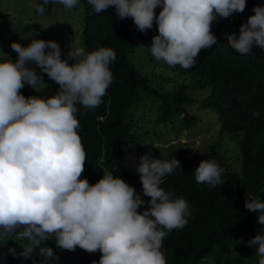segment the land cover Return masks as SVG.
<instances>
[{"label": "clouds", "instance_id": "obj_1", "mask_svg": "<svg viewBox=\"0 0 264 264\" xmlns=\"http://www.w3.org/2000/svg\"><path fill=\"white\" fill-rule=\"evenodd\" d=\"M49 3L71 10L79 0H43L38 11ZM96 14L114 7L120 20L131 18L140 32L154 24L158 35L151 41L150 53L165 65L163 79L184 84L194 77L199 64L209 67L219 78L218 92L227 100L245 103L239 109L242 122L253 132L242 133L249 153L264 146V3L257 0H87ZM159 15L156 14V9ZM42 16H45L42 15ZM18 59L0 62V264H167L162 244L166 235L187 224L189 204L179 195L166 192L161 184L174 170L190 163L193 154L220 147L238 139L225 132L213 105L202 101L185 105L178 120L179 131L161 123L169 141L152 147L162 154H135L122 157L114 171L138 164L142 191L135 190L122 177L104 172L91 184L81 179L86 151L78 133V105L95 109L113 82L110 64L116 60L111 48L86 52L71 47L62 58L54 40L31 39L27 46L11 44ZM238 59L243 60V76H233ZM69 61H72L70 63ZM35 64L40 69L30 67ZM59 85L55 95L45 90L43 78ZM187 81V82H188ZM221 88V89H220ZM158 95L174 111L182 101L174 99L163 83ZM209 109L216 113L204 115ZM208 117V119L206 118ZM218 127V138L209 130ZM199 128L206 130L202 132ZM185 137L186 141H182ZM204 137L211 138L205 145ZM161 142V144L159 143ZM175 142V143H172ZM187 148L189 155L167 160L171 146ZM205 156L195 170V180L216 189L220 202L231 203L250 185L248 176H222L220 161ZM196 160V159H195ZM181 161V162H180ZM233 170L245 172L244 159L231 160ZM264 176V161L259 167ZM254 190L256 191L255 187ZM243 195L235 205L237 217L259 213L264 225V200ZM150 197L142 213L138 211ZM178 197V198H176ZM227 233V226H225ZM218 233H220L218 227ZM240 240V238H239ZM258 256L251 264H264V234L247 241Z\"/></svg>", "mask_w": 264, "mask_h": 264}, {"label": "trees", "instance_id": "obj_2", "mask_svg": "<svg viewBox=\"0 0 264 264\" xmlns=\"http://www.w3.org/2000/svg\"><path fill=\"white\" fill-rule=\"evenodd\" d=\"M30 1L34 4V0ZM257 1L264 3V0ZM42 2L43 0H37L35 6L25 3L15 17L5 14L1 9L4 4L1 3L0 62L11 58L18 59L11 44L21 43L18 39L29 35V32L30 38H23L26 44H30L31 39L38 37L62 41L65 30L74 31L75 40L80 42V45L75 47H83L86 52L107 47L116 53V60L110 64L113 82L107 90V95L103 97V102L97 108L87 110L78 105L80 108L77 113L80 123L78 133L86 151L85 170L81 179L87 178L91 184H95L103 177L104 172L110 171L114 176L122 177L135 190L142 191L137 171L138 164L131 163L126 178L125 170L118 169L113 172L120 159L135 154L144 156H149V153L162 154L164 148L160 147L156 152H152L155 136L158 141H169L164 131L154 133L161 123L167 128L179 131L177 119L185 111L186 104L202 101L204 108L213 105L223 126V129L220 128V138L223 139L227 132L234 135L238 143L232 141L231 144H227L224 141V146L220 147L217 142L203 154H193L190 163H186L184 168L180 161V168L164 178L161 187L172 196L175 193L179 195L178 197L186 199L189 204V215L183 228L174 229L166 235L161 250L167 264H251L256 261L258 256L255 254V248L249 247L247 241L258 233L264 234V225L258 223L259 213L251 212L250 216L247 214L237 217L234 209L235 205L241 204L243 195L249 193H253L251 198L264 200V176L261 177L259 174V167L264 161V146L261 145L256 151L249 153L245 150V141L240 139L242 133L247 135L253 132L242 122L243 115H239V109L245 103L241 100L225 99L224 93L218 92L215 87L217 83L221 84L219 78L209 67L204 68L202 64H199L191 80L188 81L187 75H182L184 84L181 87H175L174 83L163 79L165 63L157 62L151 56L149 48L153 37L158 35V26L154 24L146 33L140 32L131 18L120 20L114 7L96 14L87 0H79L74 9L66 12L62 8V17L57 23L60 25L58 32L54 28L50 33H45L43 30L30 29L27 24H20L23 15L28 14L27 17L36 22V16L51 14L57 6L64 7L49 3L41 13L38 8ZM156 14L159 15L158 8ZM14 22H18L21 29H18ZM52 26L54 23L50 27ZM7 33L13 35L12 41L5 36ZM61 51L62 58H67L68 53L62 48ZM243 67V60L238 59L233 76H243ZM163 83L169 86L174 99L182 101L175 111L173 102L168 105L167 101L158 95L159 87ZM43 84L50 96L59 90V85L51 81L46 74ZM178 147L179 145L171 146L168 151L170 158L165 161L190 154L189 149L183 148L178 151ZM205 156L212 157L208 160L215 161L217 158L220 161L219 165L225 169L222 176L245 175L252 180L249 187L237 195L233 205L220 202L213 187L196 182L195 170L200 162L205 160ZM234 159H244L248 169L245 172L234 171L231 165V160ZM141 198L146 202L138 210L142 213L150 207L148 204L150 197ZM218 227L220 233L217 232Z\"/></svg>", "mask_w": 264, "mask_h": 264}, {"label": "rangeland", "instance_id": "obj_3", "mask_svg": "<svg viewBox=\"0 0 264 264\" xmlns=\"http://www.w3.org/2000/svg\"><path fill=\"white\" fill-rule=\"evenodd\" d=\"M36 1L37 0H34V4L30 1V0H0V6H1V3H3L4 5L1 6V9L3 10V12L5 14H10L12 17H15L16 16V13L18 14V11H19V8H22L24 7V4H32L33 6L36 5ZM30 6V5H29ZM32 7V6H30ZM61 8V9H60ZM64 7H56L54 10H53V13L51 14H48V15H45V16H42V15H38L36 16L37 18V21H33L30 17H27L25 15H23V18L20 20V24H27L29 26L30 29H35V30H43L45 33H50L51 30H54L56 32H58V28L60 27L59 24V19L62 17V11ZM65 9V8H64ZM1 11V10H0ZM65 11L67 12L68 10L65 9ZM1 13V12H0ZM15 23V26L18 28V29H21V25L18 23V22H14ZM54 23V26L50 27L51 24ZM5 36H7L11 41L12 39H14L13 35L10 34V33H7ZM26 39H29L30 38V32H29V35H24V37H21L19 40H21V44L25 45L26 44V40L24 41L23 38ZM39 39L41 37H38ZM8 40V42H11ZM54 41H56L60 48H62L66 53H69L71 51V47L74 48L75 45L76 46H79L80 45V42L76 41L75 38H74V31H65L64 30V34H63V40H57V39H54ZM28 44H26L27 46ZM9 51V49H8ZM30 67H33V68H36V71L37 73H40V69L38 67H36V65L33 63V64H30ZM204 115H214L216 118V113H214L213 111L209 110V109H206V110H203L202 111V115H201V118H203ZM208 119V117H206ZM215 127V126H214ZM200 131L202 132H205L206 133V130L203 129V128H199ZM158 131L160 130H156L154 133H158ZM218 127H215V129H210L209 130V135H211L212 137L214 138H218ZM182 141H186L185 137H182ZM157 139H156V136H155V143H157ZM203 142L205 145H209L211 143V138L209 137H204L203 138ZM161 144V142H159ZM172 143H175V142H172Z\"/></svg>", "mask_w": 264, "mask_h": 264}]
</instances>
